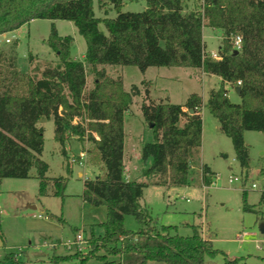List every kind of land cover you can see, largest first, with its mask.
Listing matches in <instances>:
<instances>
[{"label":"trees","instance_id":"trees-1","mask_svg":"<svg viewBox=\"0 0 264 264\" xmlns=\"http://www.w3.org/2000/svg\"><path fill=\"white\" fill-rule=\"evenodd\" d=\"M94 1L0 0V35L37 18L66 19L75 23L86 40L84 59L73 58V37L60 35L53 23L47 41L57 60L40 75L20 71L17 57L0 51V180L31 177L35 167L40 195H65L67 178L51 180L49 164L41 158L44 129L38 123L53 118L55 139L62 145L71 137L93 142L104 172L84 180L82 198L107 207V219L100 223L102 233L96 234L94 228L89 233L88 251L53 255V264L72 258L80 264L91 259L96 264H218L205 260L219 250L203 237L202 226L194 225L188 236L172 234L173 226L157 224L141 204L148 184L188 183L202 146V96L192 93L184 104H174L151 99L147 89L141 109L146 122L153 124L154 140L143 144L140 152L143 161L152 160L142 173L148 181L127 180L124 117L140 91L136 85L126 90L121 75H109L104 66L134 65L143 72L150 66H181L220 76L222 85L210 91L207 106L231 138L241 167L248 168L244 131L264 132V0H203L201 8L191 10H186L184 0H145V9L138 12L122 11L124 0H96L99 7L112 5L115 17L96 16ZM206 25L223 31L219 59L206 52ZM235 35L242 37L238 52L233 47ZM87 66L94 74L88 90ZM225 83L240 86V103L229 99ZM76 118L81 120L74 122ZM182 118L185 121L180 125ZM213 177L215 172L202 165V183L210 185ZM244 202V208L251 210L246 197ZM126 214L136 218L139 230L125 227ZM7 258L13 264H26L14 254ZM239 261L225 255L222 264Z\"/></svg>","mask_w":264,"mask_h":264},{"label":"rangeland","instance_id":"rangeland-1","mask_svg":"<svg viewBox=\"0 0 264 264\" xmlns=\"http://www.w3.org/2000/svg\"><path fill=\"white\" fill-rule=\"evenodd\" d=\"M123 3L124 12H138L146 7L145 0H124ZM184 4L186 10L199 9L203 0H184ZM94 11L98 17L117 15L112 5L99 7L96 0ZM53 23L60 35L73 37L71 56L83 60L86 40L75 23L66 19L37 18L6 32L0 35V51L11 57L16 56L20 71L40 75L41 70L54 66L57 60L47 41ZM99 27L108 34L103 23ZM7 38L10 42L5 41ZM222 39V29L204 26L206 52H217ZM30 53L33 54L31 63ZM104 67L111 76L121 75L126 90L136 85L140 91L134 96L124 117L127 148H132L133 155L131 180L148 181L142 173L152 161L151 158L143 161L140 154L143 144L154 140V132L141 109L147 89L151 99L174 104H184L192 93L203 98L202 146L200 153L194 157L188 183L172 186L148 184L144 188L141 204L149 210L154 221L159 225L173 226L171 233L183 236L193 234L194 225L202 226L203 237L209 238L213 247L219 250L216 256L205 257L207 263L222 264L227 255L230 259H239V264H264V232L261 231L264 223V199H261L264 188V132L244 131L250 160L248 168H242L231 138L222 132L218 119L207 106L210 91L222 85L221 77L198 68L181 66H150L144 72L134 65ZM93 81L94 74L87 66V90L93 86ZM225 88L232 102H241L235 86L225 83ZM79 120L76 118L74 122ZM184 121L182 118L179 124L182 125ZM38 125L44 129L41 158L49 164L47 176L51 180L59 176L67 178L65 195L61 197L50 192L45 196L40 195V180L35 167L30 171L31 177H6L0 180V261L5 264H13L7 258L13 254L27 264H53V255L74 252L65 248L67 240H74L80 230L86 239L92 228L96 234L102 233L100 223L107 219L105 205L96 206L82 198L84 180L104 172L93 142L87 137L83 140L71 137L62 145L55 139L53 118H42ZM82 152H85L84 159L80 157ZM71 158L75 162H70ZM204 164L216 175L210 185H204L201 181V167ZM231 177L239 179L230 180ZM254 183L257 187L252 186ZM51 188L50 183L49 190ZM244 197L251 210L244 208ZM124 225L134 231L140 228L131 214L125 215ZM53 243L57 244L56 248L52 247ZM83 247L87 252V245ZM112 258L117 259L118 256ZM96 263L95 259L87 262ZM61 264L80 263L78 258H72ZM149 264L163 263L150 261Z\"/></svg>","mask_w":264,"mask_h":264},{"label":"built area","instance_id":"built-area-1","mask_svg":"<svg viewBox=\"0 0 264 264\" xmlns=\"http://www.w3.org/2000/svg\"><path fill=\"white\" fill-rule=\"evenodd\" d=\"M6 42H10V39L7 38L5 40ZM1 43V42H0ZM242 46V37L241 35H235L233 37V47L237 50H239ZM210 56L214 57V58H221L220 55L215 52V51H210V52H207ZM241 83V81H238L237 84L239 85ZM80 157L84 159V152H82L80 154ZM70 162H75V159L74 158H71L70 159ZM239 178L238 177H234V178H230V180H238ZM253 187H257V185L254 183L252 185ZM263 192V195H264V188L262 190ZM88 244V241L84 235V233L80 230L77 232L76 234V237L74 240H67L64 245L66 246V248L70 251H79V252H84V245H87ZM57 244L56 243H53L52 244V247H55Z\"/></svg>","mask_w":264,"mask_h":264},{"label":"crops","instance_id":"crops-1","mask_svg":"<svg viewBox=\"0 0 264 264\" xmlns=\"http://www.w3.org/2000/svg\"><path fill=\"white\" fill-rule=\"evenodd\" d=\"M203 38H204V29H203ZM235 89H236V87H235ZM202 140H203V135H202ZM131 151H132V148H130V149L127 148V142H126V137H125V143H124V158L123 159H124V165H125L124 177L127 180H131V177H130L131 176L130 175V166H131L132 159H133V155H132ZM140 154H141V152H140ZM80 174L82 175V173H80ZM59 242H61V241H59ZM56 247H57V245L54 248H56ZM65 248H66V246H65ZM23 262L27 264L26 261H23Z\"/></svg>","mask_w":264,"mask_h":264},{"label":"water","instance_id":"water-1","mask_svg":"<svg viewBox=\"0 0 264 264\" xmlns=\"http://www.w3.org/2000/svg\"><path fill=\"white\" fill-rule=\"evenodd\" d=\"M235 52H238V50L236 49ZM236 91L238 93H240V86H237L236 87ZM190 112L192 113L193 112V109H190ZM152 126H153V124H150V127H152ZM261 231L264 232V223L261 225Z\"/></svg>","mask_w":264,"mask_h":264}]
</instances>
